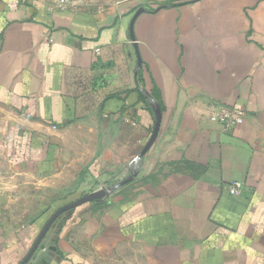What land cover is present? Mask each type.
Instances as JSON below:
<instances>
[{"label":"crops","instance_id":"0c3cea01","mask_svg":"<svg viewBox=\"0 0 264 264\" xmlns=\"http://www.w3.org/2000/svg\"><path fill=\"white\" fill-rule=\"evenodd\" d=\"M52 4L0 0V264L101 189L42 264H264V0Z\"/></svg>","mask_w":264,"mask_h":264},{"label":"water","instance_id":"95a60500","mask_svg":"<svg viewBox=\"0 0 264 264\" xmlns=\"http://www.w3.org/2000/svg\"><path fill=\"white\" fill-rule=\"evenodd\" d=\"M144 12H146V9L144 7H141L139 9V11L137 12V14L135 15V17L133 19V22H132V32H133V27H134V23H135L136 19ZM139 64H140V66L142 64V60H141L140 57H139ZM161 123H162V113L159 110L158 113H157V121H156V125H155V129H154L153 135H152L150 141L148 142V144L146 145V147L139 154L138 159H142L149 152V150L152 148V146L155 144V142H156V140L158 138L159 132H160ZM123 184H125V182L122 183V185ZM104 195H108V193L104 189H101V190L96 191V192H94V193H92V194H90V195H88L86 197H83L82 199H80L76 203L68 205V206L64 207L63 209H61L60 211H58L50 219V221L47 223V225L43 229L42 233L40 234L39 238L37 239L34 247L30 251V253L27 255V257L20 264H42V259L45 256V246L42 245V242L44 240V237H45L46 233L48 232V230L50 229V227L54 223V221L63 212H66L68 210L74 209V208H76V207H78L80 205H83L85 203L96 201L97 199L102 198ZM39 252H41V253H39Z\"/></svg>","mask_w":264,"mask_h":264},{"label":"built area","instance_id":"2783aa9c","mask_svg":"<svg viewBox=\"0 0 264 264\" xmlns=\"http://www.w3.org/2000/svg\"><path fill=\"white\" fill-rule=\"evenodd\" d=\"M85 5V0H53L52 11L78 10ZM209 120L221 124L226 131H230L245 121V113L226 106L209 105ZM243 184L233 182L228 186L229 193L238 196L243 191Z\"/></svg>","mask_w":264,"mask_h":264},{"label":"rangeland","instance_id":"374dc122","mask_svg":"<svg viewBox=\"0 0 264 264\" xmlns=\"http://www.w3.org/2000/svg\"><path fill=\"white\" fill-rule=\"evenodd\" d=\"M178 1L184 0H85L86 3L90 4H101V5H113V4H121V5H134L139 8H149L152 5H171L173 2L176 3ZM156 6V7H157Z\"/></svg>","mask_w":264,"mask_h":264},{"label":"trees","instance_id":"16d2710c","mask_svg":"<svg viewBox=\"0 0 264 264\" xmlns=\"http://www.w3.org/2000/svg\"><path fill=\"white\" fill-rule=\"evenodd\" d=\"M175 3L173 2L170 6H173Z\"/></svg>","mask_w":264,"mask_h":264}]
</instances>
